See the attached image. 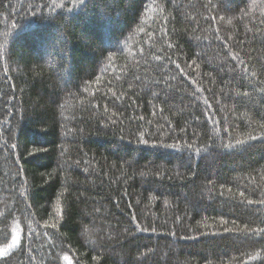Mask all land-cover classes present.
Listing matches in <instances>:
<instances>
[{
    "label": "trees",
    "instance_id": "obj_1",
    "mask_svg": "<svg viewBox=\"0 0 264 264\" xmlns=\"http://www.w3.org/2000/svg\"><path fill=\"white\" fill-rule=\"evenodd\" d=\"M0 253L264 264V0H0Z\"/></svg>",
    "mask_w": 264,
    "mask_h": 264
},
{
    "label": "snow or ice",
    "instance_id": "obj_2",
    "mask_svg": "<svg viewBox=\"0 0 264 264\" xmlns=\"http://www.w3.org/2000/svg\"><path fill=\"white\" fill-rule=\"evenodd\" d=\"M54 226V225H53ZM0 254H2V253H0Z\"/></svg>",
    "mask_w": 264,
    "mask_h": 264
}]
</instances>
